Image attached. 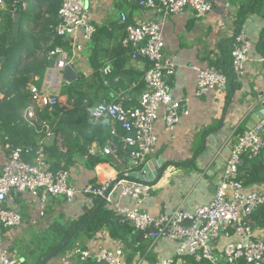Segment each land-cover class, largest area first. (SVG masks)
<instances>
[{
  "label": "built area",
  "instance_id": "2783aa9c",
  "mask_svg": "<svg viewBox=\"0 0 264 264\" xmlns=\"http://www.w3.org/2000/svg\"><path fill=\"white\" fill-rule=\"evenodd\" d=\"M84 1L62 0L53 32L68 43V49L56 47L49 52L47 60L52 65L43 73L41 84L40 78L33 76L27 87L29 100L20 111V116L39 137L37 144L15 147L4 138L5 162L0 168V228L18 229L22 223L21 215L6 205L11 194L26 193L35 200L38 219L44 216L51 198L62 197L71 202L82 196L89 201L103 200L116 215L119 225L130 227L142 239L153 243L159 240L174 242L173 255L154 264H264V239L255 236L251 219L256 210L264 207V191L247 190L238 179L242 156L256 157L264 148V115L235 135L212 201L193 212L177 209L153 217L143 211L142 206L151 194V186L132 179L128 171L101 185L87 184L77 188L70 183L64 164L51 168L44 141L55 135L41 119V114L59 105L60 92L66 85L61 70L67 66L75 70L79 52L96 33V28L88 20ZM128 1L163 18L182 14L185 10H191L196 18H202L213 8L208 0ZM6 5L11 6L12 17L16 11L27 9L26 0H0V9ZM119 21L124 27L122 47L130 50V60L142 61L145 65L142 77L144 89L137 107L125 109L119 103L99 102L90 109L89 121L108 120L111 123L103 154L118 159L122 153L134 166L142 167L155 153L157 136L154 124L159 110H164V123L169 132L187 110L170 94L169 80L175 74L177 65L174 57L163 54L161 24L154 21L130 23L125 14L119 16ZM76 32L81 34V43L74 38ZM231 39L230 67L235 77L240 78L245 64L250 61L251 42L243 28L233 33ZM258 62L264 64V52ZM191 69L196 76V97L226 89L227 78L221 71L197 65ZM111 74V67L102 70L103 77ZM112 80L115 83L119 78L113 77ZM104 85L109 86V83L105 81ZM54 144L59 152L65 154L60 138L55 136ZM88 153L94 155L91 149ZM123 200H131L132 204L125 206ZM59 261V264H143L141 256L129 263L122 248H99L91 252L79 246L66 250ZM0 264H23V259L8 250H0Z\"/></svg>",
  "mask_w": 264,
  "mask_h": 264
},
{
  "label": "crops",
  "instance_id": "0c3cea01",
  "mask_svg": "<svg viewBox=\"0 0 264 264\" xmlns=\"http://www.w3.org/2000/svg\"><path fill=\"white\" fill-rule=\"evenodd\" d=\"M29 1L31 0H26L27 6ZM208 1L213 8L202 18H196L191 10L163 18L151 10L137 7L128 0L84 1L90 24L96 29L107 30L103 34L106 46L103 53L107 62L102 70L105 67L117 68L116 77L119 80L115 84L121 82L119 88L103 86L104 88L99 92L88 86L84 88L93 106L99 102H106L119 103L125 109H132L137 107L139 96L144 89L142 83L144 63L130 60L129 54L122 53L124 49H120L124 38V27L119 21L121 14H125L130 23L143 21L160 23L164 39L163 54L174 57L177 65L175 74L169 80L170 94L175 101H179L185 107L187 113L180 116L178 123L170 132L165 127L163 109L159 110L154 124L157 144L155 153L149 157L147 163L153 159H162L165 168L157 182L150 184L151 194L142 206V210L153 217L177 209L193 212L198 207L209 204L229 157L235 135L264 115V64L258 62L264 52V0ZM253 4L259 5V12L249 13L243 25V30L251 42L250 61L245 64L242 76L236 78L228 64L231 36L234 33L239 10L244 7L248 11L249 6ZM74 38L76 42H82L80 32H76ZM93 44L89 42L84 45L78 54V65L75 68L77 74H81L87 80H91L92 76L88 59ZM222 61H227L223 71L227 78L226 89L223 92L210 91L201 97H196V76L191 67L193 65L203 68L213 67V64L220 66ZM89 86L95 85L90 83ZM60 104L67 106L63 95H60ZM107 123L109 137L108 128L111 123L109 121ZM94 134L89 130L86 133L88 139L95 140L91 141L88 149L94 152L99 161L91 165L89 153L82 155L76 152L72 159L66 162V166L64 165L73 186L82 188L87 184L101 185L110 178L119 177L125 171L130 174L141 171L143 166H134L122 153L118 159L103 154L107 133H102L98 127ZM3 136L0 131V168L5 162ZM48 155L50 157L49 153ZM252 190L264 191V184ZM98 201L96 204L93 200L89 201L78 196L73 201L66 202L62 197H54L49 200L44 216L38 219L35 200L26 193L11 194L6 205L21 215L22 223L18 229L0 228V250H8L16 254L18 248L22 249V246L28 243L21 246L17 242L21 241L25 230L42 232L56 221L62 224L75 222L90 214L101 200ZM122 204L129 207L132 201L123 200ZM100 208L113 214V220L118 227L117 233L122 238L114 239L110 227L106 225L92 238L83 232L78 233L77 236L80 235L83 242L79 245L74 241L71 248L79 246L91 252L99 248H122L129 263L141 256L143 264H154L160 259L173 255L174 242L159 240L153 243L148 240L150 243L144 244L142 237L134 230L131 229L130 232L119 225L114 212L104 203ZM254 234L264 239V227L254 225ZM11 247L15 252L9 250ZM137 248L141 250L135 251ZM129 251L135 254H130ZM60 258L61 255L51 259L47 264H59Z\"/></svg>",
  "mask_w": 264,
  "mask_h": 264
},
{
  "label": "trees",
  "instance_id": "16d2710c",
  "mask_svg": "<svg viewBox=\"0 0 264 264\" xmlns=\"http://www.w3.org/2000/svg\"><path fill=\"white\" fill-rule=\"evenodd\" d=\"M61 2L62 0H31L24 12L16 11L15 15H19L20 19L18 34L15 38L11 36L14 24L11 6L6 5L0 9V131L3 133V137L7 138L15 147L35 146L39 138L20 116V111L29 100L28 84L33 76H42L45 70L52 65L47 60L49 52L56 47L68 49V43L56 37L53 32ZM252 2H256V0H252ZM253 5L249 6L248 11L244 7L239 10L235 20L234 33L243 28L249 13L259 12V5ZM103 29H96L91 40L94 43L91 56L88 59V65L92 70L91 80H87L79 74L78 80L66 84L61 90L60 95L65 96L67 106L59 103L51 111H45L41 114V119L51 127L54 135L63 141L66 150L63 154L57 150L55 144L46 147L50 154L49 159L53 169L60 167L61 164L65 165L76 152L88 155V148H90L91 141L94 140L88 139L86 136L88 130L93 131V135H95L94 132L99 127L102 133H107L108 138V120H100L97 123L89 121V111L93 107V102L84 89L88 86L95 92H99L104 87L119 88L121 86V82L115 84L112 80L118 75L116 73L118 72L117 68H112V74L109 77L102 75L101 70L107 62L103 53L104 47H106L103 34L107 30L104 29L105 31H103ZM120 49H124L122 53L130 54V50L121 47V45ZM2 59L4 60L1 61ZM226 64L227 61H222L220 66L213 64V67L215 65L214 68L224 74ZM228 64L231 65L230 59ZM222 67L223 70H221ZM105 81L109 83V86L104 85ZM90 83L95 86H89ZM89 156L91 165H95L99 161L95 154ZM238 179L247 190L264 184V148L256 157L242 156L238 166ZM93 201L96 204L99 202L97 199ZM88 215L67 224H62L60 221L54 222L47 230L40 231L37 236L31 238L29 245L33 244L32 249L28 252H23L21 249L16 255L23 259V264H38L44 256L58 248L71 229L84 221ZM113 217L110 211L100 208L87 220L85 227L79 229L72 236L60 255L73 246L75 238L80 232L92 238L103 226L108 225L114 239L122 238L117 233L118 227H116ZM251 219L255 226L264 227V207L256 210L251 215ZM123 228L132 231L128 226H123ZM25 245L29 246L28 244ZM13 249L11 247L9 250L13 251ZM139 250L141 248L135 249V251Z\"/></svg>",
  "mask_w": 264,
  "mask_h": 264
},
{
  "label": "water",
  "instance_id": "95a60500",
  "mask_svg": "<svg viewBox=\"0 0 264 264\" xmlns=\"http://www.w3.org/2000/svg\"><path fill=\"white\" fill-rule=\"evenodd\" d=\"M19 15L13 16V21L14 24L12 26V38H15L18 34V22H19ZM4 60V59H2ZM63 81L66 84H71L78 80V74L77 72L72 69L71 67L67 66L60 72ZM0 98H1V93H0ZM260 119V118H259ZM55 142V136H51L45 141V146L50 147L53 145ZM165 168V164H163L162 159H153L150 160L149 163L144 164L143 168L139 172H133L130 174V177L132 179H136L138 181H144L149 184H153L157 182V180L161 177L163 171ZM103 200L100 201L98 206L85 218L84 221H82L80 224L75 226L74 228L71 229L69 232L68 236L61 242V244L56 248L55 250L51 251L49 254L44 256L38 264H47L51 259L59 257L61 251L66 247L67 243L70 241L72 236L79 230L85 227V224L88 219H90L100 208V206L103 204Z\"/></svg>",
  "mask_w": 264,
  "mask_h": 264
},
{
  "label": "rangeland",
  "instance_id": "374dc122",
  "mask_svg": "<svg viewBox=\"0 0 264 264\" xmlns=\"http://www.w3.org/2000/svg\"><path fill=\"white\" fill-rule=\"evenodd\" d=\"M40 78V84H41V79L43 78V75L42 76H40L39 77ZM38 235V232L37 231H33V230H25L23 233H22V237H21V241L19 240V241H17L19 244H21V246H22V244H25L26 242H28L27 244L29 245V241L31 240V238L33 237V236H37ZM82 239V237H80V235L79 236H77V238H76V240H75V243H78L79 245L83 242V240H81ZM142 242L144 243V244H148V243H150L148 240H142ZM23 248H22V250H23V252H28L30 249H32L33 248V244H31V245H29V246H26V245H23L22 246ZM20 250L21 249H19L18 248V250L16 251V253L17 252H20ZM13 251H14V249H13ZM15 252V251H14ZM125 253V252H124ZM129 253L130 254H135V252H132V251H129ZM126 254V253H125Z\"/></svg>",
  "mask_w": 264,
  "mask_h": 264
}]
</instances>
